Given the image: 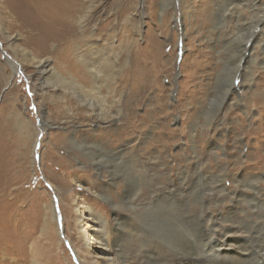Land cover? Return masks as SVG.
I'll return each mask as SVG.
<instances>
[{"label": "rangeland", "instance_id": "obj_1", "mask_svg": "<svg viewBox=\"0 0 264 264\" xmlns=\"http://www.w3.org/2000/svg\"><path fill=\"white\" fill-rule=\"evenodd\" d=\"M251 3L74 0V67L52 54L56 43L47 54L26 45L23 8L0 10V264H92L115 261V250L121 264H259L255 253L211 261L208 250L218 226L249 230L247 247L264 250V108L249 106L264 93V34L243 35L258 18ZM226 4L242 13L228 22L237 41L220 49L214 19ZM103 54L119 74L96 93L78 55ZM57 75L94 99L63 89ZM46 204L56 217L49 237ZM86 227L107 234L98 240L106 252L83 248Z\"/></svg>", "mask_w": 264, "mask_h": 264}, {"label": "bare ground", "instance_id": "obj_2", "mask_svg": "<svg viewBox=\"0 0 264 264\" xmlns=\"http://www.w3.org/2000/svg\"><path fill=\"white\" fill-rule=\"evenodd\" d=\"M208 1V0H207ZM74 0H0V10H4L8 12L9 15L12 13L15 14L16 16H20L22 13L19 11L20 8H23L24 11V16H22L23 20L25 21L23 24H27L31 34H29L30 37L27 38V41L25 42L26 45H31L33 48L37 49V51L41 50L40 52L42 53H48V45L52 43H56L57 45L60 46L59 52L55 51L52 52V54L56 55V58L60 62H65L67 67H74V63L71 62L70 59V52L69 49L71 47L72 41L71 39L74 37L73 31L70 27V23H68V20L73 18V5ZM205 5V4H204ZM232 5V4H230ZM253 12L251 13V16L256 12L258 14V18L254 21L251 22L249 25L246 26V30H243V35L246 34V42H253L257 39L259 35L264 34V2L262 0H253V3H251ZM75 6V4H74ZM208 6V5H207ZM211 6V5H210ZM229 5L226 4L224 7L221 6L218 9V13L220 14L219 16H216L214 19V25L215 29H219V33L217 32L218 35V45L220 49L226 48V47H232L234 42L237 41L236 34H234L233 29H229L228 22H233V16L232 13L236 14L237 17H240L241 15V9L239 10L238 7L234 9H229ZM231 7V6H230ZM237 9V10H236ZM205 11V12H204ZM204 14L206 13V9L204 10ZM75 15V14H74ZM260 15V16H259ZM20 19V18H19ZM86 19V12L83 14V16L79 17L78 24L79 26L84 23V20ZM239 21L238 19H236ZM82 26V25H81ZM242 28L238 24H236V28ZM256 27L261 28L260 32L255 35V29ZM24 28V26H23ZM28 30V29H27ZM28 30V31H29ZM32 32H35V36L40 38L36 39L35 36H33ZM243 35L241 37H243ZM39 41V42H37ZM38 43L36 46L34 44ZM88 48V47H87ZM92 47H90L89 52L91 53ZM88 50V49H87ZM32 54V53H31ZM27 54L26 57L30 61L35 62L36 59L31 55ZM91 56V54H90ZM221 56V55H220ZM8 57V56H7ZM9 58V57H8ZM79 62L82 63L87 68V71L89 75L91 76V82L93 83V87L96 91V93H99L100 90V82L104 83L105 88L107 91H110V85L107 83L110 81L112 78L113 80L116 79V76L118 74L116 73L117 71H114V67L116 66V61H113V65L111 67V64L109 63L110 58L106 56V54H103L102 57H99L97 59L98 62L95 61H90L87 60L86 58L84 59L81 55H78ZM77 58V59H78ZM11 58L8 59L9 63L12 65V68L16 66L14 61L10 60ZM42 61H37L36 65H40ZM65 67V66H64ZM76 67V65H75ZM71 69V68H70ZM73 69V68H72ZM17 69L14 70V73L16 72ZM53 71V69H52ZM53 73H55L53 71ZM56 74V73H55ZM59 78V83L63 89L68 88L76 90L78 93H81L82 98H87L89 101H92L94 98L92 95H94L92 92L85 91V88L82 86V84H79L78 82L75 81L74 78L71 77L70 80H66L60 75H57ZM89 78V77H88ZM100 78H103L101 81ZM219 73L217 75V79H219ZM69 79V78H68ZM232 87V86H231ZM87 92V93H86ZM214 97L211 96L208 103H205L203 106H200L201 111L203 113L208 112L212 99ZM189 101V104L193 105L196 100ZM197 99V98H196ZM226 99V98H225ZM208 100V99H207ZM250 109L253 107L256 109L258 108H264V93H262L261 96H254L252 101L249 102ZM207 104V105H206ZM190 111V110H189ZM195 127V126H194ZM74 133V132H73ZM247 133V132H246ZM258 135V134H257ZM113 137H116L118 140V134L114 135H108L106 136V139H109V142L113 139ZM123 154V152H118L115 154V157L120 158V156ZM257 162L259 159L256 160ZM201 171V170H200ZM257 178V177H256ZM251 190H256V187L254 185L250 186ZM105 192V191H104ZM110 192V191H109ZM106 195L110 198L109 194H107L106 190ZM97 196V195H96ZM105 196V195H103ZM238 197L240 196H245L243 191L238 192ZM62 204V203H61ZM45 210L48 211V218L49 221H44V226L42 230H46V226L48 225L49 227H52L55 222V214L52 209V205L46 204L45 205ZM43 208V210H44ZM64 209V208H63ZM243 211V210H242ZM65 215V214H64ZM202 220L200 222H205V219L207 217H210V215L205 214V211L202 210L199 216ZM223 219H220V222ZM47 222V223H46ZM96 223V221H95ZM220 229V233H215L213 231V234L216 236L212 238L210 247L208 250L210 251L211 256L210 259L211 261H220V262H227L231 260H235L236 262L238 261H245L247 259H251L254 255V253L259 257L258 261L259 264H264V250L260 249L259 252L262 254L259 255L256 253L253 249H250L247 247L249 244L250 240H255L252 237V234L249 230L247 229H242V228H223L218 226ZM244 230V231H242ZM60 231V230H59ZM58 230L57 234L59 233ZM84 231V230H83ZM44 236L49 237L50 233L49 231H44L43 232ZM85 234H88L90 236V241L87 242L83 248L88 251L90 249L93 254L98 253L102 254L103 251H107L108 249V244L107 243H100L98 240L100 237H104V235H107L106 233L101 234V229H95L93 227H86ZM247 234V235H246ZM225 235H230L229 237H225ZM216 239V240H215ZM215 240V242H214ZM245 243L243 248H236L239 244V242ZM60 242V241H59ZM234 245V246H232ZM116 247V246H115ZM114 247V248H115ZM116 254V260L113 261L111 259H102L100 257H96L95 262H92V264H121L118 263L120 260V257L118 256L117 251H114ZM209 259L207 257L201 258V259H192V260H186L182 261L179 264H209L208 262ZM210 261V262H211ZM122 262V260H121ZM174 262V261H173ZM172 262V263H173ZM246 263V262H245ZM221 264V263H220Z\"/></svg>", "mask_w": 264, "mask_h": 264}]
</instances>
